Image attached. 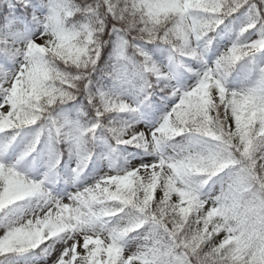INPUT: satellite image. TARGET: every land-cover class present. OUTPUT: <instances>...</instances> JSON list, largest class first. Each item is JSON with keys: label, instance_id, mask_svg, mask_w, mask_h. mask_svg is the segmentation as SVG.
I'll list each match as a JSON object with an SVG mask.
<instances>
[{"label": "snow or ice", "instance_id": "6c2138e0", "mask_svg": "<svg viewBox=\"0 0 264 264\" xmlns=\"http://www.w3.org/2000/svg\"><path fill=\"white\" fill-rule=\"evenodd\" d=\"M258 57L264 0H0V264H264ZM94 158L107 171L85 183Z\"/></svg>", "mask_w": 264, "mask_h": 264}, {"label": "trees", "instance_id": "16d2710c", "mask_svg": "<svg viewBox=\"0 0 264 264\" xmlns=\"http://www.w3.org/2000/svg\"><path fill=\"white\" fill-rule=\"evenodd\" d=\"M226 23H227V21H226ZM217 32L220 33V35L213 34L215 37L213 40L214 49L211 48V50L209 52V55L212 58H214V55H215L213 53L217 52V46L219 45V42H221V40L224 39L223 38L224 26L222 25L220 29H217ZM113 39H114V37H113ZM149 47H153V46H149ZM258 58H257V62H258ZM113 59H114V45L111 42H109L105 46L104 50L102 51L101 58L97 64V71L93 73V79L98 85L99 84H105V83H110V84L112 83L111 80H109L104 75V72L106 70V67L113 62ZM247 71H248L247 62L246 61L240 62L236 66L235 70L233 71V73L230 77V85L235 86V84H237V83H242L244 78H245V75L247 74ZM153 101L154 102H153L152 107L147 110V117L152 116L153 114L157 113L159 108H162V105L165 104L164 101L160 100L159 95L155 96L153 98ZM81 102H86V101H84V98L82 96L78 97L77 101L69 102L68 104L62 105L60 108L56 109V111L57 112H63V113H74L75 109L79 107V104ZM180 139L181 138H177V142H179ZM17 140L19 141L20 137H18ZM61 147L63 148V146H61ZM99 151H100V149L98 148L97 152H99ZM132 151L138 153V150L128 148V149L124 150V155H127L129 152H132ZM38 160L39 159H37L35 161L34 165L37 162H39ZM27 162L31 163V159H29V161H27ZM102 162H103V164L105 163V161H98V160H95V158H94L93 163L89 165L90 171L91 170L94 171L97 168H99L100 166H102ZM69 163H70V160H69L67 152L65 150L64 157L62 159V163H61V166L59 169L60 176L57 179V183L60 184V182L62 181V179H64L65 176L70 175L69 169L73 166V164L69 166ZM119 163L122 164L123 160H120ZM67 166L69 167L68 169H67ZM37 253H39V250H37ZM18 257H20V256H18Z\"/></svg>", "mask_w": 264, "mask_h": 264}, {"label": "rangeland", "instance_id": "374dc122", "mask_svg": "<svg viewBox=\"0 0 264 264\" xmlns=\"http://www.w3.org/2000/svg\"><path fill=\"white\" fill-rule=\"evenodd\" d=\"M13 2H14V0H13ZM226 42H227L226 39H222L221 42H219V45L217 46V51L220 50V49H222V47L224 46V44ZM211 48L214 49L213 45H212ZM215 53H213V54H215ZM258 62H264V58L259 57L258 58ZM197 67H198V65H197ZM187 82H190V81H187ZM240 84L241 83H237V84H235L234 87H238V86H240ZM103 85L106 88L107 87H111V84L110 83H105ZM231 86H233V85H231ZM164 108H165V104L162 105V108H159V110H158L157 113L153 114L152 116H149L148 119H155V118H157L161 114V112L164 110ZM139 126H143V124H141ZM134 153H136V152H134ZM129 159H130V161L132 163H135L139 159H152V157L143 156L142 154H139V152H138L135 159H132L131 157ZM38 161L39 162H37L35 165L32 164L33 170L34 171L42 172L44 169L42 167V164H41L40 160H38ZM29 164H30V162H26L25 163V166H28ZM72 164H73V162L70 161L69 166L72 165ZM68 168L69 167L67 166V169ZM104 171H107V162L106 161H105L104 164L102 162V166H100L99 168H97L94 171H92V170L90 171V169H88L89 179L86 180V181H83V182L90 183L91 182V176L92 175L102 174ZM65 181H68V183H65ZM55 189L58 192H61V193L65 192V191H71L72 190V185H71V182H70V175L65 176L64 179L62 180V182H60V184L59 183H56L55 184ZM130 243L134 246L135 241H131ZM37 255H38V253H37ZM15 259L18 261V264H25V260L26 259L28 260L29 264H45V259L43 257L33 258L31 255H29L26 258L23 257V256H20V257H16Z\"/></svg>", "mask_w": 264, "mask_h": 264}]
</instances>
